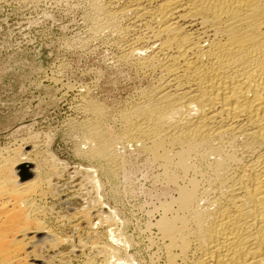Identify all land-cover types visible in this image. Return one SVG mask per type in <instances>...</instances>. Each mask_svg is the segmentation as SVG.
<instances>
[{"label":"bare ground","instance_id":"6f19581e","mask_svg":"<svg viewBox=\"0 0 264 264\" xmlns=\"http://www.w3.org/2000/svg\"><path fill=\"white\" fill-rule=\"evenodd\" d=\"M85 1L92 34L153 80L119 115L122 138L176 190L150 225L161 256L152 264H264V0ZM95 104L85 153L116 175L123 158ZM17 154L0 157V264H54L38 255L60 238L41 205L54 170Z\"/></svg>","mask_w":264,"mask_h":264},{"label":"rangeland","instance_id":"374dc122","mask_svg":"<svg viewBox=\"0 0 264 264\" xmlns=\"http://www.w3.org/2000/svg\"><path fill=\"white\" fill-rule=\"evenodd\" d=\"M91 14L85 0H0V157L21 152L54 170L53 194L41 205L60 238L39 256L54 264H152L161 256L150 225L176 190L152 154L122 138L120 116L153 80L122 61L106 33L92 34ZM90 102L105 109L103 128L123 158L116 177L85 153ZM33 146L37 159L27 153ZM109 232L114 257L104 248Z\"/></svg>","mask_w":264,"mask_h":264}]
</instances>
